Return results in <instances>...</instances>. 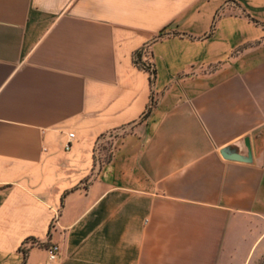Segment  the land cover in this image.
Instances as JSON below:
<instances>
[{
	"label": "crops",
	"instance_id": "0c3cea01",
	"mask_svg": "<svg viewBox=\"0 0 264 264\" xmlns=\"http://www.w3.org/2000/svg\"><path fill=\"white\" fill-rule=\"evenodd\" d=\"M261 237L264 0H0V264H251Z\"/></svg>",
	"mask_w": 264,
	"mask_h": 264
},
{
	"label": "trees",
	"instance_id": "16d2710c",
	"mask_svg": "<svg viewBox=\"0 0 264 264\" xmlns=\"http://www.w3.org/2000/svg\"><path fill=\"white\" fill-rule=\"evenodd\" d=\"M246 17H248V16L246 15ZM161 35H162V33H160V36ZM134 59H135V66H137L138 68L143 69L149 73L150 83L153 84L155 81V71L151 67V65L149 63L141 61V52H137V53L135 52ZM148 112H149V109H148ZM27 242H32V244L35 243V241L33 239H29V240H27ZM20 253L23 256H25L27 254V249L20 250Z\"/></svg>",
	"mask_w": 264,
	"mask_h": 264
},
{
	"label": "rangeland",
	"instance_id": "374dc122",
	"mask_svg": "<svg viewBox=\"0 0 264 264\" xmlns=\"http://www.w3.org/2000/svg\"><path fill=\"white\" fill-rule=\"evenodd\" d=\"M106 149L108 146H104ZM251 264H264V237L260 238L256 246L255 254L252 256Z\"/></svg>",
	"mask_w": 264,
	"mask_h": 264
},
{
	"label": "water",
	"instance_id": "95a60500",
	"mask_svg": "<svg viewBox=\"0 0 264 264\" xmlns=\"http://www.w3.org/2000/svg\"><path fill=\"white\" fill-rule=\"evenodd\" d=\"M248 141H246L247 143ZM248 147V146H247ZM221 155L223 158L227 159L228 161H234V162H246L249 163L251 162L250 159H246L242 155L232 152L231 150L225 148L220 151Z\"/></svg>",
	"mask_w": 264,
	"mask_h": 264
},
{
	"label": "built area",
	"instance_id": "2783aa9c",
	"mask_svg": "<svg viewBox=\"0 0 264 264\" xmlns=\"http://www.w3.org/2000/svg\"><path fill=\"white\" fill-rule=\"evenodd\" d=\"M69 138L73 139L74 134H69ZM46 251H47V255H48V260L50 262H52V261L56 260V258H57L59 247L55 246V245H51L48 247V249Z\"/></svg>",
	"mask_w": 264,
	"mask_h": 264
}]
</instances>
